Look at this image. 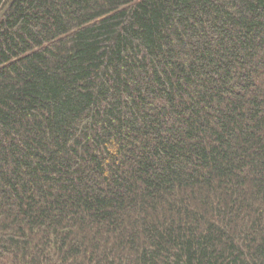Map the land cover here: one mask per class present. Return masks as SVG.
Instances as JSON below:
<instances>
[{"label": "trees", "instance_id": "1", "mask_svg": "<svg viewBox=\"0 0 264 264\" xmlns=\"http://www.w3.org/2000/svg\"><path fill=\"white\" fill-rule=\"evenodd\" d=\"M0 264H264V0H11Z\"/></svg>", "mask_w": 264, "mask_h": 264}, {"label": "water", "instance_id": "2", "mask_svg": "<svg viewBox=\"0 0 264 264\" xmlns=\"http://www.w3.org/2000/svg\"><path fill=\"white\" fill-rule=\"evenodd\" d=\"M11 2V0L8 2V4L6 5V7L0 12V16L4 13V11L6 10V8L8 7L9 3Z\"/></svg>", "mask_w": 264, "mask_h": 264}]
</instances>
